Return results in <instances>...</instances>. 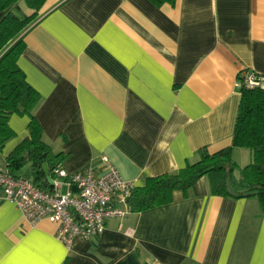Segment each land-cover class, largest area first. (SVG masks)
I'll use <instances>...</instances> for the list:
<instances>
[{"label":"crops","instance_id":"0c3cea01","mask_svg":"<svg viewBox=\"0 0 264 264\" xmlns=\"http://www.w3.org/2000/svg\"><path fill=\"white\" fill-rule=\"evenodd\" d=\"M22 3L21 19L32 14ZM23 43L17 65L39 94L32 115L60 167L99 176L106 158L141 187L231 145L240 76L264 79V0H45ZM28 123L9 117L0 171ZM232 159L242 169L251 154L234 149ZM55 233L0 200V264H264L258 200L213 196L206 177L168 205L107 220L70 250Z\"/></svg>","mask_w":264,"mask_h":264},{"label":"trees","instance_id":"16d2710c","mask_svg":"<svg viewBox=\"0 0 264 264\" xmlns=\"http://www.w3.org/2000/svg\"><path fill=\"white\" fill-rule=\"evenodd\" d=\"M21 0H0V149L14 136L8 125L12 115L26 116L28 137L7 156L9 173L17 175L30 165L31 182L41 191L52 190L53 170L60 167L62 154L53 155L41 140V127L32 115L39 94L29 86L17 61L24 51L23 34L37 18L45 0H23L32 14L19 18L14 14ZM156 6L174 0H149ZM239 104L231 145L216 153L199 152V160L177 173L147 178L134 187L126 200L130 212L141 213L168 205L173 193L186 196L196 182L206 177L213 196L258 200L264 211V89L239 88ZM234 149H245L251 162L239 169L232 159ZM239 171L237 178L235 172Z\"/></svg>","mask_w":264,"mask_h":264},{"label":"built area","instance_id":"2783aa9c","mask_svg":"<svg viewBox=\"0 0 264 264\" xmlns=\"http://www.w3.org/2000/svg\"><path fill=\"white\" fill-rule=\"evenodd\" d=\"M262 82L255 74L245 73L238 87L259 88ZM103 161L105 170L99 176L88 169L67 173L55 168L49 192L39 190L26 177L0 171V200L13 203L31 227L43 220L54 224L56 239L70 250L76 239L97 238L107 220L128 212L126 200L134 185L124 181L106 158Z\"/></svg>","mask_w":264,"mask_h":264},{"label":"rangeland","instance_id":"374dc122","mask_svg":"<svg viewBox=\"0 0 264 264\" xmlns=\"http://www.w3.org/2000/svg\"><path fill=\"white\" fill-rule=\"evenodd\" d=\"M22 9H24V10L27 9L26 5H24L23 3H22ZM14 14L17 16L16 12H14ZM19 15H21L20 12H19ZM1 165H2V167H3L2 159H1V157H0V166H1ZM24 172H26L27 176L30 177L29 174H28L29 171H28L27 169H24V170L21 171V173H24Z\"/></svg>","mask_w":264,"mask_h":264}]
</instances>
